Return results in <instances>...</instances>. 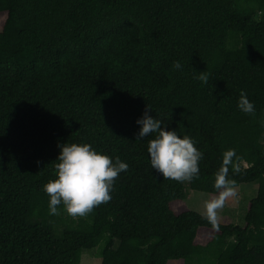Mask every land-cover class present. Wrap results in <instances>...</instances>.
I'll use <instances>...</instances> for the list:
<instances>
[{
    "label": "trees",
    "instance_id": "trees-1",
    "mask_svg": "<svg viewBox=\"0 0 264 264\" xmlns=\"http://www.w3.org/2000/svg\"><path fill=\"white\" fill-rule=\"evenodd\" d=\"M147 107L202 152L192 180L152 169ZM66 142L128 164L83 217L50 214L43 190ZM228 149L234 188L258 186L243 225L185 203L217 194ZM96 248L101 264H264V0H0V264H81Z\"/></svg>",
    "mask_w": 264,
    "mask_h": 264
},
{
    "label": "clouds",
    "instance_id": "clouds-1",
    "mask_svg": "<svg viewBox=\"0 0 264 264\" xmlns=\"http://www.w3.org/2000/svg\"><path fill=\"white\" fill-rule=\"evenodd\" d=\"M174 69H180L179 61L173 62ZM207 82L208 76L203 71L198 77ZM237 107L246 114L255 111L254 103L241 90ZM146 108L136 120L139 125L138 139L151 133L155 137L148 142L147 152L150 165L163 178L177 182L190 181L199 173V161L202 152L195 146L189 135H178L176 130L161 126V121L149 114ZM59 153L55 163V179L49 180L43 190L49 197L50 214H58L59 206L72 217H83L95 206L110 200L114 181L128 164L118 156L114 159L107 154L98 152L87 143H63L58 145ZM235 155L234 149L224 153L221 168L215 176L214 186L218 190L214 198L204 201L207 218L215 222L217 210L224 206L227 198L235 195V182L228 178V164Z\"/></svg>",
    "mask_w": 264,
    "mask_h": 264
},
{
    "label": "rangeland",
    "instance_id": "rangeland-1",
    "mask_svg": "<svg viewBox=\"0 0 264 264\" xmlns=\"http://www.w3.org/2000/svg\"><path fill=\"white\" fill-rule=\"evenodd\" d=\"M257 192L258 186L256 183L242 184L235 187V195L227 198L224 206L217 210L216 219L224 224L243 225L248 211V204L257 196ZM214 196L213 194L186 189L185 203L190 210L206 216L204 201L214 198ZM81 264H101L99 249L86 250L82 255Z\"/></svg>",
    "mask_w": 264,
    "mask_h": 264
}]
</instances>
